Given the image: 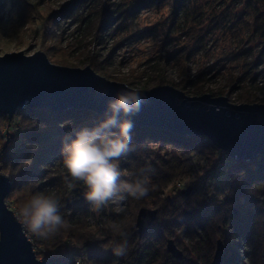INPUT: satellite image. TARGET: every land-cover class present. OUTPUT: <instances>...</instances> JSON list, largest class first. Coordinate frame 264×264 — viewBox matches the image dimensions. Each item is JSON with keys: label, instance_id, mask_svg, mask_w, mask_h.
Returning <instances> with one entry per match:
<instances>
[{"label": "trees", "instance_id": "16d2710c", "mask_svg": "<svg viewBox=\"0 0 264 264\" xmlns=\"http://www.w3.org/2000/svg\"><path fill=\"white\" fill-rule=\"evenodd\" d=\"M6 1L0 0V20ZM11 1L18 16L27 18L29 0ZM82 1L69 0L61 12L42 17V37L55 40L57 35L53 29L57 19L70 17L76 3ZM143 1L149 4L152 0ZM170 1L190 12L189 0ZM111 6L103 8L105 15ZM137 8L131 12L132 16ZM118 10L123 17L125 10L120 7ZM254 24L264 39V17ZM104 62L93 58L89 66L94 72L108 76L102 67ZM60 65L67 66V63ZM153 80L158 83L156 78ZM153 80L147 86L154 85ZM159 82L173 84L167 79ZM256 101L260 99L252 93L238 99V103ZM12 118L17 129L6 149L1 150V126L7 119L0 114V172L10 180L6 201L17 217L23 219L32 246L40 247L31 238L43 241L37 257H43L46 264H75L76 261L79 264H195L185 255L176 258L166 250V238L177 230L190 239L199 264H210L218 240L225 252L229 241L233 247L244 243L250 249L246 253L251 262L263 264V157L230 160L216 170L211 167L218 176V185L208 181L194 183L188 195L179 192L175 197L167 194L163 197L170 184L193 174L200 158L204 161L202 168H207V163L218 155L219 150L205 137L141 127L86 109L53 112L24 107ZM151 144L158 148L151 149ZM82 154L96 158L93 167L84 164L79 167ZM192 156L198 158L194 160ZM111 162H118L128 173V177L114 181L112 187L127 198L129 215L118 226L103 223L99 231H93L79 218L85 215L82 204L75 206L79 216L71 221L72 214L66 213L65 197L72 186L92 188L95 193L104 191V178L111 173ZM44 186L53 188L44 189ZM208 194L216 197L217 202L213 203ZM142 207L155 208L156 215L138 235L133 223L137 209ZM68 242L76 247L69 246ZM239 259L232 251L219 264H238Z\"/></svg>", "mask_w": 264, "mask_h": 264}, {"label": "rangeland", "instance_id": "374dc122", "mask_svg": "<svg viewBox=\"0 0 264 264\" xmlns=\"http://www.w3.org/2000/svg\"><path fill=\"white\" fill-rule=\"evenodd\" d=\"M68 1L29 0V15L22 19L18 16L13 1L7 0L0 20V56L19 51L24 55H31L40 51L51 63L60 65L66 62L69 67L80 68L89 66L90 59L94 58L101 63L105 61L102 67L108 76H101L133 89L149 90L160 85H170L188 96L221 92L220 95L233 104H237L241 96L252 93L260 99L255 103H264V39L254 24L264 17L263 2L189 0L188 12L175 6L170 0H152L149 4L143 0H84L76 3L70 17L57 19L53 29L57 35L55 40L43 38L40 25L42 17L61 12ZM107 5L112 6L108 8V15H105L103 8ZM118 7L125 10L123 17ZM134 8H137V12L132 16ZM154 78L158 83H154ZM162 79L170 80L173 84H162L159 82ZM151 80L154 85L147 86ZM195 88L198 89L194 90ZM16 129L13 118L1 126V150L9 145ZM8 133L12 137L4 146ZM150 147L154 150L158 148L154 144ZM192 157L194 160L198 158ZM95 159L93 155L82 154L79 167L82 164L93 167ZM202 160L200 158L191 176L170 184L163 197H175L182 189L191 187L194 183L204 184V181H208L209 184L218 185V176L211 171V167L217 169V155L207 163V168H202ZM110 165L112 170L104 178V191L95 193L92 188L72 186L71 192L65 197L66 206L68 205L66 213L72 214L71 221L79 216V209L75 206L81 204L84 205L85 215L79 218H83L86 226L93 231H99L103 223L118 226L128 217L127 198L119 189L112 187L114 181L128 177V173L118 162H111ZM73 168L75 167L72 165ZM45 188L50 190L53 187L44 186ZM74 188L92 190V194L83 203L70 204L78 199V196L73 195ZM208 196L213 203L217 202L212 194ZM6 203L8 204L7 201ZM147 209L156 210L152 207ZM135 217L133 225L136 231ZM19 221L25 232L23 219ZM148 222L149 218L145 217L144 226ZM150 223L153 225L156 222ZM31 239L40 247V243L44 246L42 240ZM167 239H171L188 260L199 264L190 239L180 231L177 230ZM68 245L76 247L73 242H68ZM226 245V252L222 248L223 258L235 251L240 256L238 264H253L246 253L250 249L244 243L233 247L229 241ZM34 246L35 254L39 256L40 247ZM211 259L212 257L210 264Z\"/></svg>", "mask_w": 264, "mask_h": 264}, {"label": "water", "instance_id": "95a60500", "mask_svg": "<svg viewBox=\"0 0 264 264\" xmlns=\"http://www.w3.org/2000/svg\"><path fill=\"white\" fill-rule=\"evenodd\" d=\"M24 107L53 112L91 110L141 127L205 137L235 160L264 158V103L233 104L225 96L208 93L188 96L170 85L133 89L97 74L88 65L80 68L51 63L40 51L0 56V114L9 121ZM8 134L4 146L12 137ZM190 189H182L181 194L188 195ZM9 190V177L0 173V264H46L36 258L22 223L6 203ZM91 194L92 190L74 188L78 199L70 204L83 203ZM155 215L154 209L139 208L135 217L138 235L145 227L143 219L153 221ZM165 248L176 258L182 256L171 239L166 240ZM222 248L218 240L211 264L220 263Z\"/></svg>", "mask_w": 264, "mask_h": 264}, {"label": "built area", "instance_id": "2783aa9c", "mask_svg": "<svg viewBox=\"0 0 264 264\" xmlns=\"http://www.w3.org/2000/svg\"><path fill=\"white\" fill-rule=\"evenodd\" d=\"M230 160H234L233 158H230L225 152L219 151L218 155H217V160H216V166L222 167L223 165H225L228 161ZM28 237V236H27ZM29 238V237H28ZM32 244V243H31ZM33 251L36 253L35 250V246H32ZM40 250V249H39ZM38 250V251H39ZM36 255V254H35ZM41 257V256H40ZM37 259H39V257L36 256ZM39 260H43V257ZM75 264H79L78 261L75 262Z\"/></svg>", "mask_w": 264, "mask_h": 264}]
</instances>
